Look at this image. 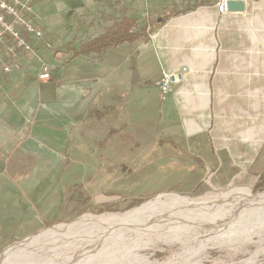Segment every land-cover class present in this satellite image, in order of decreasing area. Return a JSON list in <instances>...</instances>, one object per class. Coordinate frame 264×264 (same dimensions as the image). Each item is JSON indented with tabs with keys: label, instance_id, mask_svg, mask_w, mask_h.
Here are the masks:
<instances>
[{
	"label": "crops",
	"instance_id": "crops-1",
	"mask_svg": "<svg viewBox=\"0 0 264 264\" xmlns=\"http://www.w3.org/2000/svg\"><path fill=\"white\" fill-rule=\"evenodd\" d=\"M41 1H34L35 12L48 6L54 17L53 1ZM219 1L64 0L58 12L61 38L48 43L51 51L62 42V83L42 81L39 95L35 81L26 79V67L7 74L8 80L0 71V246L58 222L37 214L45 194L30 173L39 164L55 171L59 157L60 166L77 162L80 152L66 156L73 147L108 153L116 156L114 165H126L120 157L133 152L129 140L157 139L162 145L168 135L171 154L193 157L180 165L264 167V0H244V11L224 15L218 13ZM75 16L81 17L79 24ZM129 20L134 21L130 32L139 38L88 48ZM184 67L183 81L163 95V71ZM5 91L15 96L6 98ZM52 127L55 139L62 138L58 151L38 138ZM107 140L110 152L103 151ZM48 148L55 157L44 154ZM46 188L50 201L58 197L68 204L70 215L72 189L79 187L72 186L67 196Z\"/></svg>",
	"mask_w": 264,
	"mask_h": 264
},
{
	"label": "rangeland",
	"instance_id": "rangeland-1",
	"mask_svg": "<svg viewBox=\"0 0 264 264\" xmlns=\"http://www.w3.org/2000/svg\"><path fill=\"white\" fill-rule=\"evenodd\" d=\"M51 1L57 7L53 14L54 17L48 16L49 13L46 12L48 6L44 10L37 11L39 14V18H37L40 23L44 24L45 31L42 40L34 41L36 53L19 54L22 68L28 69V72L25 73L26 79L35 81L36 86L38 85L39 95L40 83H42L39 80V73L43 62L49 64L53 71L48 82L54 81L61 84L64 78L60 51L62 42L60 41L55 49L53 47L52 52L48 51L50 46L48 43L61 38L62 20L60 19L61 14L58 12L62 11L65 2L64 0ZM83 16L85 15L81 17ZM81 17L75 16L74 21L79 24ZM59 53L60 55L57 56ZM9 75H5L2 79L8 80ZM4 94L6 98L15 96L14 93L6 91ZM58 94V101L61 104L62 92L59 91ZM47 104L54 105L52 101ZM53 117L50 119H54L55 124L61 125V122H57L58 117ZM57 133L56 129L52 127L51 131L42 130L39 133L42 135L38 136L39 134H37V136L51 148L57 150L62 146V138H60L61 140L55 139L58 137ZM52 134L55 136L51 138ZM163 139L166 142L160 140L162 145H159L160 142L157 139L142 142L134 139L129 140L130 147L133 145V152L128 156L120 157L126 165H114L116 156H111L108 153L100 156L97 150L93 151L86 146H79L77 147L79 150L73 147L66 151L69 154L66 156H72V158L74 153L80 152L76 155L78 161L75 163H65L64 166H60L62 160L59 157L55 159L57 162L55 171L51 170V172L50 167H42L41 164L34 167L37 170L30 173V180L32 184L40 186L39 189L41 188L45 194L43 196L44 204L37 205V214L50 216L58 222L47 224L35 234L33 239L18 243L5 252V247L0 246V257L17 247L39 241L43 248H47V253L43 259H36L34 261L36 264L38 261L43 264V261L53 260L57 257L53 264H168V262H171L170 264H264V252L261 251L264 249V228L260 229L256 225L251 226V222L244 226L236 225L228 228L233 225V221L239 219V213L246 209L248 200L244 199L223 205L224 217L218 219L217 222L202 219L200 216L204 210L184 208L187 206L186 204L214 202L220 199L223 194L235 189L243 190L244 194L251 197L257 196L254 194L264 195V188L260 190L256 188L257 182L264 172V167H254L252 170L250 167H217V170L216 167L180 165L181 162L191 161L193 157L174 156L171 154L174 149L170 145L171 141H169L168 135ZM124 142L127 141L124 140ZM105 144H108V149L103 151L110 152V140H107ZM47 150L50 152H44V154L55 157L52 154L53 149L48 148ZM95 152L97 157L93 156ZM37 158L41 160L45 157ZM65 159L63 160L65 161ZM94 160H96V166H94ZM86 162L90 165H84ZM2 183L0 182V185ZM46 186L50 187L49 191L55 195L60 192L63 196L65 194L67 196V192L72 186L79 187L76 190L72 189L75 194V203H70L73 207L70 215L65 213L68 204L64 205V200L61 201V198L54 197L50 201ZM175 195L188 198L190 203H161L159 205L162 206L154 208L155 214H160V216L148 212L156 205L152 204L153 201L158 198L170 201ZM175 206H183L184 209L174 210ZM208 208L211 210L210 212L217 209L210 204ZM145 212L148 213L141 215V220L149 221L147 216H156V219L151 222L152 230L144 227V232L136 231L129 226L118 225V222L107 226L80 222L73 229L78 234L75 239L44 240L53 226H67L78 220L98 218L103 215L133 216ZM163 213L168 214L161 217ZM58 242L61 245L57 246L58 249H54L53 247H56ZM51 248L53 249L51 250ZM19 261L15 264L31 262Z\"/></svg>",
	"mask_w": 264,
	"mask_h": 264
},
{
	"label": "bare ground",
	"instance_id": "bare-ground-1",
	"mask_svg": "<svg viewBox=\"0 0 264 264\" xmlns=\"http://www.w3.org/2000/svg\"><path fill=\"white\" fill-rule=\"evenodd\" d=\"M232 191L223 194V196L220 199H218L214 202H210V203L197 202L195 204H186L187 206L184 208L204 210V211H202L203 214H201V216H200L202 219H208L211 222H217L218 219L224 217L223 214L225 213V211L223 210V205L234 203V202H239L241 200L246 199V200H248V205L246 206V209L240 211L239 219L233 221L232 222L233 225L230 227L228 226V228L235 227L236 225L237 226H244V225L251 222V226L256 225V226H259L260 229H263L264 228V195L254 194L257 196L251 197V196H248V195L241 193L239 191H233V192ZM250 191H252V190H250ZM236 196H237V199H236ZM188 201H189L188 198H182L178 195L172 196L170 201L163 200L162 198H158L157 200L152 202V204H156V205H154L152 207V209L148 212H153L155 214V212H154L156 209L155 207L162 206V205H159L161 203H167V202L190 203ZM209 204L212 205V207L214 206L215 208H217L216 211L210 212L211 210L208 208ZM184 208H183V206L182 207H178V206L173 207L174 210H181ZM148 212L133 215V216H126V215L119 216V215L110 214V215H103V216H100L98 218L78 220L77 222L71 223L67 226H57V227L51 228L49 230V232L47 233L46 238L44 240L59 241L60 239H63V240L75 239L76 237H78V234L76 232H74L73 229H75L80 222L84 223V224L98 223V224H104L106 226L109 224H112L113 222H118V225L129 226L133 230L136 229V231L140 230V231L144 232L145 231L144 227L152 230L153 228L151 226L152 225L151 222H153L156 219V216H160V214L159 215L155 214L156 216H153V217L147 216V218L150 219L149 221H147L146 219L141 220L140 216L144 215ZM166 214H168V213L161 214V217L166 216ZM226 233H228V232H226ZM223 237H225V236H223ZM86 239H88V238H86ZM78 240H79V238H78ZM60 245H61L60 242H58L56 247H53V248L58 249V247ZM53 248H51V250ZM23 250H26L27 252H25ZM261 251L264 252V249ZM46 253H47V248H43L39 244V241H34V242L28 243L26 245H23L21 247H17L7 254H3L0 257V264H15L19 260L31 261L28 264H36V262H34V261L36 259H41V258L43 259L46 255ZM53 255L54 254H52V256ZM57 258H53V260L50 259L47 261H43V264H53L54 259H57ZM58 260H60V259H58ZM61 260H62V258H61ZM23 262H21V263H23ZM170 263L171 262H168V264H170ZM37 264H40V262L38 261Z\"/></svg>",
	"mask_w": 264,
	"mask_h": 264
},
{
	"label": "built area",
	"instance_id": "built-area-1",
	"mask_svg": "<svg viewBox=\"0 0 264 264\" xmlns=\"http://www.w3.org/2000/svg\"><path fill=\"white\" fill-rule=\"evenodd\" d=\"M229 1L220 0L217 3L220 15L230 12ZM33 3L34 0H0V71L5 75L19 71L22 68L19 54H35L34 41H40L44 38V28L36 22L38 14L34 10ZM27 35L32 38V41ZM187 71L188 69L185 67L176 70H164L159 82L162 94L174 93ZM52 73L50 65L43 62L39 80H49Z\"/></svg>",
	"mask_w": 264,
	"mask_h": 264
},
{
	"label": "trees",
	"instance_id": "trees-1",
	"mask_svg": "<svg viewBox=\"0 0 264 264\" xmlns=\"http://www.w3.org/2000/svg\"><path fill=\"white\" fill-rule=\"evenodd\" d=\"M134 21H124L123 24L119 26L118 32L117 33H106V35H102L98 37L97 39L91 41L88 45L89 49H100L102 47H106L107 45L113 43V42H121L125 39H137L140 37L138 33H131V27ZM148 37V36H147ZM51 50V49H50ZM49 51V50H48ZM52 51V50H51ZM256 188L258 190L264 188V172L260 176Z\"/></svg>",
	"mask_w": 264,
	"mask_h": 264
},
{
	"label": "water",
	"instance_id": "water-1",
	"mask_svg": "<svg viewBox=\"0 0 264 264\" xmlns=\"http://www.w3.org/2000/svg\"><path fill=\"white\" fill-rule=\"evenodd\" d=\"M228 6H229V11H233V12L244 11L246 9V2L244 0H230L228 3ZM54 227L55 226H53L52 228ZM34 236L36 235H33L31 237H28L27 239H24L23 241L15 242L14 244L5 247L4 252L10 247H13L18 243L25 242V241L32 239Z\"/></svg>",
	"mask_w": 264,
	"mask_h": 264
}]
</instances>
